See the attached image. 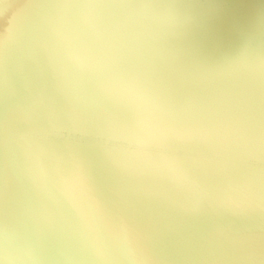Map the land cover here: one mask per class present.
Instances as JSON below:
<instances>
[{
    "label": "water",
    "instance_id": "water-1",
    "mask_svg": "<svg viewBox=\"0 0 264 264\" xmlns=\"http://www.w3.org/2000/svg\"><path fill=\"white\" fill-rule=\"evenodd\" d=\"M29 1L32 44L30 18L58 25L22 138L98 153L121 207L157 233L264 255V0H60L63 26ZM198 74L211 87L190 94Z\"/></svg>",
    "mask_w": 264,
    "mask_h": 264
},
{
    "label": "rangeland",
    "instance_id": "rangeland-1",
    "mask_svg": "<svg viewBox=\"0 0 264 264\" xmlns=\"http://www.w3.org/2000/svg\"><path fill=\"white\" fill-rule=\"evenodd\" d=\"M30 5L0 0V264H264V255L246 248L178 243L149 229L121 207L98 153L22 138L35 137L33 127L23 125L37 116L41 80H52L57 43L58 24L30 18L37 31L32 47L22 19ZM40 5L57 22L71 19L69 4ZM189 79L190 94L211 87L200 74ZM245 96L240 103L249 102ZM253 115L262 116L257 106Z\"/></svg>",
    "mask_w": 264,
    "mask_h": 264
}]
</instances>
